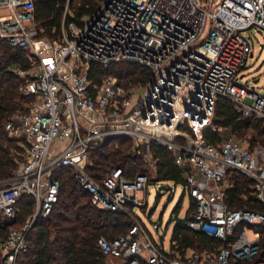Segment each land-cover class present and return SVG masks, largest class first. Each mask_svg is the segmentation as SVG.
<instances>
[{"label": "built area", "instance_id": "obj_1", "mask_svg": "<svg viewBox=\"0 0 264 264\" xmlns=\"http://www.w3.org/2000/svg\"><path fill=\"white\" fill-rule=\"evenodd\" d=\"M39 1L0 0V40L26 51L27 68L12 70L24 79L22 95L31 98L5 122L20 158L0 179V221L14 217L22 195L33 200L23 225L0 241L1 264H24L26 233L58 200L60 167L72 168L98 209L134 207L137 222L128 233L98 239L108 264H264V146L234 138L213 144L203 133L223 131L213 126L220 97L264 120V94L239 82L254 53L246 32L264 31V0H95L97 12L80 17L66 0L54 37L36 19ZM121 63L146 68L151 79L121 86L106 73ZM117 138L131 139L148 172L129 178L113 166L98 179L88 171L91 153ZM153 142L175 151L178 165H191L183 185L196 209L185 222L221 246L183 255L146 231L135 208L144 206L150 183L162 186L155 181ZM232 171L253 182L262 210L228 205Z\"/></svg>", "mask_w": 264, "mask_h": 264}, {"label": "trees", "instance_id": "obj_2", "mask_svg": "<svg viewBox=\"0 0 264 264\" xmlns=\"http://www.w3.org/2000/svg\"><path fill=\"white\" fill-rule=\"evenodd\" d=\"M65 2L66 0H40L37 4L36 19L42 22L46 35L54 37L58 32ZM76 3L71 2L76 17L93 14L98 10L95 0H78ZM25 57L26 51L0 40V179L12 174L16 160L20 158L18 141L7 135L5 122L11 114L25 110L30 103L31 98L21 93L24 79L12 70L13 67L26 69L28 64ZM106 73L117 76L120 85L125 88L146 85L151 79L146 68L131 63L115 64ZM213 126L222 127L224 132L206 128L203 132L204 137L210 143L217 144L232 138H236L237 142L250 130L255 133L248 139L251 147L264 143V120L255 116H244L238 106L228 98L218 99ZM132 145L131 139L128 138L109 141L91 153L93 164L88 171L98 179L113 166L123 168L129 178L141 172H148L143 157L133 151ZM151 150L158 162L156 182L173 181L176 184H184L187 174L193 172L187 162L183 165L176 163L175 151L168 150L157 142L152 143ZM230 173L233 187L228 192V205L235 209L262 210L263 206L252 193L253 182L240 172ZM56 177L59 180L58 200L50 214L47 217H38L26 233L28 251L23 256L22 262L24 264H107V258L99 246L98 239L102 235L114 239L128 233L137 222V216L135 217L133 213L134 207L130 205L129 212L125 213L98 209L93 205L89 192L73 179L72 168H58ZM180 206L181 203L176 208V212L179 211ZM195 209L194 203L189 208L190 214H187V219ZM32 211V198L29 195H22L14 217L0 221V241L10 229L20 228ZM221 244H223L221 240L189 227L185 220L176 222L172 247L183 255L190 249L200 252L212 251ZM1 262L0 256V264Z\"/></svg>", "mask_w": 264, "mask_h": 264}, {"label": "rangeland", "instance_id": "obj_3", "mask_svg": "<svg viewBox=\"0 0 264 264\" xmlns=\"http://www.w3.org/2000/svg\"><path fill=\"white\" fill-rule=\"evenodd\" d=\"M72 1L77 4L78 0ZM246 35L251 39L254 53L249 58L247 66L240 72L239 82L264 94V31L255 27L246 32ZM137 92L142 95L144 89L140 88ZM192 134H195V131L192 130ZM253 134H255L254 131L250 130L245 137L238 139L237 142L249 145L248 139ZM260 144L263 145L264 143ZM160 185L166 186L165 189H160V186L154 183L148 185L145 204L142 207H136L135 213L140 217L148 234L158 244L163 242L166 250L169 251L172 248V237L176 222L185 220L186 216L190 214L189 208L193 204H191L190 194L183 184L165 181L160 182ZM142 193L144 198V192ZM180 203L179 211L176 212V208ZM154 224L160 225L159 230L154 228Z\"/></svg>", "mask_w": 264, "mask_h": 264}, {"label": "water", "instance_id": "obj_4", "mask_svg": "<svg viewBox=\"0 0 264 264\" xmlns=\"http://www.w3.org/2000/svg\"><path fill=\"white\" fill-rule=\"evenodd\" d=\"M166 186H161V189H165Z\"/></svg>", "mask_w": 264, "mask_h": 264}]
</instances>
